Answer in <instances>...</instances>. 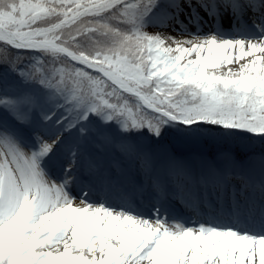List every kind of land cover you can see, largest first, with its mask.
<instances>
[{
  "label": "snow or ice",
  "instance_id": "6c2138e0",
  "mask_svg": "<svg viewBox=\"0 0 264 264\" xmlns=\"http://www.w3.org/2000/svg\"><path fill=\"white\" fill-rule=\"evenodd\" d=\"M0 46V264H264V0H0Z\"/></svg>",
  "mask_w": 264,
  "mask_h": 264
},
{
  "label": "rangeland",
  "instance_id": "374dc122",
  "mask_svg": "<svg viewBox=\"0 0 264 264\" xmlns=\"http://www.w3.org/2000/svg\"><path fill=\"white\" fill-rule=\"evenodd\" d=\"M2 53H3V47L0 46V54H2ZM230 67H231V69H232L233 71H235L236 69H238V65H236V64H232ZM224 70L226 71L227 68H225Z\"/></svg>",
  "mask_w": 264,
  "mask_h": 264
},
{
  "label": "bare ground",
  "instance_id": "6f19581e",
  "mask_svg": "<svg viewBox=\"0 0 264 264\" xmlns=\"http://www.w3.org/2000/svg\"><path fill=\"white\" fill-rule=\"evenodd\" d=\"M237 70V69H236Z\"/></svg>",
  "mask_w": 264,
  "mask_h": 264
}]
</instances>
